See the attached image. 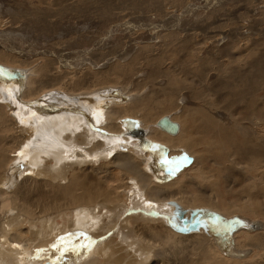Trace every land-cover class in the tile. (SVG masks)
<instances>
[{
	"label": "bare ground",
	"instance_id": "obj_1",
	"mask_svg": "<svg viewBox=\"0 0 264 264\" xmlns=\"http://www.w3.org/2000/svg\"><path fill=\"white\" fill-rule=\"evenodd\" d=\"M258 60L251 63L253 66L262 68V59ZM53 64L54 61L50 60L46 67L36 70L41 73L40 80L35 83L34 88L27 90H24V86L25 82H29L28 73L23 68L19 69L1 64L5 67L4 69L9 70L12 74L15 71H20L22 76L12 75L11 78L0 76V192L11 201L10 207L7 209L5 204L0 203V264H55L56 262L60 264H124L127 259H131L132 255L135 254L138 262L140 261L139 263L136 261L137 264H149L152 254L156 253L154 247L159 248L160 251L163 250V252L172 247L188 248V253L196 255V257L200 255L198 259L202 262L201 264L208 262L211 256H214L213 259L224 261L220 259L221 251L217 248L213 249L210 245L212 238H209L207 231L200 229L193 234L181 237L180 233H176L178 232L175 229L176 223L184 219L183 217L186 215L188 218L192 217L194 210L189 211L191 206L205 205V207L209 206L226 214L243 212L253 215L256 212V210L254 211L255 207L264 209L262 199L264 192H260L262 189L254 191L261 195H259L260 197L258 194L256 195L258 201L256 202L257 205L255 202L254 205L246 199V196L239 195L238 197L237 191L234 193L236 195L225 197L223 195L225 192L221 193L222 189L219 187L220 190L218 186L214 187V191L217 193L211 196L208 195L207 190L198 189L192 180L194 178L192 172H195L196 169L203 170L206 174L215 171L207 166L208 159H212V155L200 152L198 149L202 146L200 148H188L190 147V140L187 135L190 133L185 128L182 131V125L185 127L184 123L187 119L193 124L189 130L197 135L198 133L215 135V132L213 133L211 130L213 129L220 133V137L226 139V143L239 146L241 150L238 151L242 153V156H240L241 154L237 157L232 156L234 158L232 165L240 164L238 163L240 159L253 160L254 154L258 156L255 163L257 161L264 162V144L258 142L256 138L257 129L251 127L254 122L258 121L259 117L264 115L260 110L258 115L256 114L259 107L256 90L250 91V101L245 102L239 99L243 94L242 90L239 93L235 91L234 94L231 90L229 93H225V98L229 94L234 99L233 102L230 101V107L227 108L230 114L227 115L214 112V109L217 108L215 105H211L213 102L209 104L210 100L206 97L205 99L198 95V97H194L196 95H193L194 87L189 88L192 89L191 94L189 92L192 99L189 100V104L196 98L199 105H196L197 107H185L188 112L187 115L185 114L186 116L182 115L176 118L173 115L163 116L178 123L177 133H171L158 126V121L163 117L156 121L155 115L160 110L169 113L171 110L169 104L172 99L177 98L184 89H188V84L186 85L187 72L181 71L183 73L181 79L175 78V80L173 77L170 80V77L169 82H166L165 85L156 87V89L152 87L147 94L148 96L137 98L138 100L132 102L134 96L132 97L123 90L112 87V85L97 89L94 92H89L90 90L87 89V92L85 90L86 80L68 82L70 87L64 90L60 86L65 87L66 85H63L61 75L54 74ZM219 65L221 66V64ZM221 69L223 68L221 67ZM159 72L157 71V73ZM172 72L173 75L176 74V72ZM152 74L151 72V78L154 76ZM165 74L169 77V72ZM252 77L253 79L257 78L256 75L251 76V79ZM258 78L260 79V71ZM154 83L156 82L154 81ZM88 84L92 86L94 82L88 81ZM158 85L160 86V82ZM221 85L220 89L222 88ZM70 88L72 89L70 90ZM226 89L228 87L224 90ZM212 90L214 89L212 88ZM30 91L35 97L26 99L25 97ZM195 93H199V91L197 90ZM21 94L24 95L20 97ZM158 102L161 103L160 110L157 109V107L160 108V105L157 106ZM129 103H131L130 106ZM155 103H157V107H151ZM138 112H141L140 117L143 118L142 127L137 120L133 119V121H136L135 126L138 129H142L140 130L143 131L141 136L134 134L135 129L129 128L130 123L127 122L129 118L125 121L132 136L139 138L140 142L133 143L132 137L118 136L120 132L117 131L125 129L119 125L124 121L122 118L136 117ZM240 113L242 115L251 113L247 115L251 121L254 120L250 125L251 129H242L243 121L241 122ZM197 116H201L198 122ZM119 119L122 120L119 121ZM179 120H182L183 123L181 124ZM10 129H15L20 138L18 147L16 148V142L15 149L13 147L12 151L8 147V136L6 134L4 137L1 136L3 132ZM249 131H251L250 135H244ZM144 134L148 135L145 137ZM192 135L194 136V134ZM143 138L149 139L151 144L145 146L142 143ZM208 140L211 141V139L206 138L196 140V143L204 146ZM219 141L222 143L221 139ZM197 144L196 146H198ZM165 146L169 147L168 152L172 156L183 152L184 148L182 147L190 149V153L196 155V163L193 168L189 169L191 171H186L182 173L180 178L169 182L161 181L162 172L158 169L157 162L163 154H166L168 148ZM143 147L146 148L145 151H143ZM229 155L231 154H228L227 157H230ZM221 157L223 158V156ZM227 157L225 158L228 159ZM164 159L167 160V157ZM166 160L161 162L169 164ZM247 161L249 162V160ZM160 168L166 169L168 167L161 166ZM254 168L253 164L249 169ZM259 169L257 170L259 171ZM233 170H230L229 166L224 168V176L221 173L223 178H220L223 180L228 176L231 177V174L234 173ZM26 171L30 175L26 178L34 181L37 186L34 191L36 197H33L34 192L32 190L23 188L22 183L25 182L19 183L26 175L24 174ZM113 172H119L120 176L127 181L119 182L118 180V183L115 184L117 179ZM252 178L255 177L249 175L245 180L251 182L247 180H253ZM50 190L53 192L49 193ZM144 191L145 193H143ZM251 191H248L249 196L253 193ZM249 196L247 198H251ZM46 197L48 200L43 210L33 207V201L44 200ZM120 207H122L121 211ZM115 211L118 216H126L119 218L118 224L113 220ZM36 213L40 216L44 215L42 218L36 219ZM259 224L257 227L262 228L264 220L261 225ZM95 227H104L108 233L114 231V235L110 239H106L105 243L102 242V245L97 242L90 245L86 242L84 245L88 248H86L84 255V249H81L75 253V258L73 254L69 256L72 250L69 252L68 249L73 247L74 251V246L81 240L79 235L86 234L85 236L90 237L93 233L89 230H93ZM223 227L222 223H218L217 228L222 229ZM242 236H244L243 233ZM90 238L92 239V237ZM245 238L246 245L249 247L264 248V233L259 234V231L249 233ZM185 242H189L188 245L191 247L186 246ZM166 245L169 248L166 249ZM225 248L227 249V247ZM210 249L214 250V254L211 253ZM241 253L239 258L242 256Z\"/></svg>",
	"mask_w": 264,
	"mask_h": 264
},
{
	"label": "rangeland",
	"instance_id": "obj_2",
	"mask_svg": "<svg viewBox=\"0 0 264 264\" xmlns=\"http://www.w3.org/2000/svg\"><path fill=\"white\" fill-rule=\"evenodd\" d=\"M263 56L264 0H0V63L19 69L23 68L28 73L27 79H29L28 81L30 83L25 82L24 90L28 88L32 89V87L34 88L35 83L40 80L41 74L36 70L46 67L50 60L54 61V74L61 75L60 77L63 81V85L67 86V88H65L66 86H60L62 89L64 88V90H67L68 87H70L68 82L86 80L85 90L87 92L88 90H90L89 92H94L97 89L112 85V87L118 88L121 91L123 90V92L130 94V96H134L132 102L138 100L137 98L148 96L147 94L152 87L156 89V87L165 85L166 82H169L170 77V80L173 77L174 79H181L183 76L181 71L187 72L188 80L186 85L188 84V89H184L180 92L178 97L176 96L177 98L172 99L169 104L171 106L169 113L160 110V102H158L159 104H153L154 106L151 105V107H155L156 104L157 106L160 105V108L156 106L157 109L160 110V112H157L155 115L156 121L158 118L160 119L165 115H173L175 118L182 115L186 116L188 112L185 107H197L196 105L199 104H197L198 99L196 98L193 99V102L190 101L189 104V100H192L190 96L192 89L190 90L189 88L193 87V95L196 94L194 97L197 95L204 99L206 97V99L210 100L209 104L213 102L211 105H215L216 108L219 109V111L214 109V112H221L227 115L230 114L227 109L230 107V101L233 102L234 100L229 94L225 98L230 90L233 94L235 91L239 93V91L242 90V98L240 97L239 99L244 102L250 101V91L256 90L259 106L256 105V108L258 107L256 114L258 115L259 110L264 113ZM258 59L263 60H261L263 65L262 68L253 66L251 63H254L256 60L259 61ZM219 64H221V66ZM221 67L223 69H221ZM157 71L160 72L157 73ZM172 71L176 72L177 76L176 74L173 75L174 73ZM259 71L260 79L258 78ZM151 72L153 73L152 75H154L153 78L150 76ZM166 72H169V77L165 74ZM253 75H256L257 78L253 79L252 77L251 79ZM200 77L202 80L205 78L203 82ZM216 80L220 82V85L222 83L221 89L219 88V82H216ZM233 80L235 82H232ZM88 81H93L94 85L89 86ZM154 81L156 83H154ZM158 82H160V86ZM203 84L206 87H204ZM225 86L228 87V89L224 90L226 88ZM212 88L214 90H212ZM71 89L72 88H70V90ZM196 89L199 93H195V91L197 92ZM210 91L211 93H209ZM23 95L24 94H21L20 97ZM32 96L30 91L28 95L24 97L27 99ZM128 105L130 106L131 103ZM140 113L141 112H138L136 117L127 116L122 118L124 120L122 121L123 123H119V121L122 120L119 119V125L121 127L123 126L125 129L117 131L120 132L118 136L121 135L124 138L130 136L134 139L133 143L139 141V138L132 136L131 132L127 129L125 121L128 118H133L137 120L140 123V127H142L143 118L140 117ZM250 114H239V116H242V129H251L250 125L254 120L251 121V118L247 117V115ZM197 118L196 120L198 122L201 116H197ZM179 121L181 124L183 123L182 120ZM184 125L185 127L182 125V131L185 128L190 133V135H187L190 140V147L188 148H200V146H202V148L197 149L204 154L206 153V155H212V159H208L207 166L215 171L206 174L205 171L196 169L195 172H192V176L194 177L192 180L196 183L197 188L207 190L209 193L208 195L211 196L217 193L214 191V187L218 186V188L220 187L222 189L219 188L222 191L221 193L225 192V194H223L225 197L236 194L238 197L242 195L244 197L246 196L248 201L250 200L253 204L255 202L257 205L256 202L258 199L256 195L258 193L254 191L262 189L260 192H264V162L257 161L255 163L258 156L254 154V161L252 159V161L247 159L249 162L251 161L249 163L246 159H240L239 161L237 160L240 164L232 165V162L234 163V158H232V156L237 157L240 154V156H242V153L239 152L241 150L239 146L226 143V139L220 137V133L213 129L211 130L213 133L215 132V135H208L206 133H198L197 135L189 130L193 127V124L187 119ZM253 125H251L252 129H257L255 135L258 142L264 144V115L261 118L259 117L258 121L254 122ZM250 132L251 131L244 135H250ZM10 133L11 135H9ZM4 134L8 136V147L10 151L13 150V147L15 149L16 144L17 148L20 143V138L18 137L19 135L17 136L16 130H7L3 132L1 136L4 137ZM192 134H194V136ZM147 135L144 134L145 137ZM206 138L211 139V141H206L204 146L203 144L198 145L196 143V140ZM219 138L222 140V143L219 141ZM196 144L198 146H196ZM207 146L208 148H206ZM165 147L168 148L166 154H163L164 156L162 155V158L160 157V159L158 158L159 160H157L158 169L161 170L160 172H162L161 174L163 175H160L161 181L169 182L176 178H180L182 173L191 171L189 169L193 168V165L196 163V155L191 154L190 149L181 146L184 148V151L172 156L168 152L170 150L169 147ZM227 148L228 150H225ZM143 149V151L146 150L144 147ZM228 154H231L229 155L230 157H227ZM221 156H223V158ZM165 157H167V160L164 159ZM164 160L174 167L175 171L173 168L171 170L169 168H160L159 162ZM224 161L229 162L227 163ZM220 162L222 163L220 164ZM252 163L255 168L249 169L251 165H253ZM228 166L230 170L234 169V173L231 174V177L228 176L222 180L220 177L223 178L224 168ZM257 169H259V171ZM258 172L262 174L260 175ZM118 173L119 172H113V175L117 179V182H114L115 184L118 183V180L119 182L127 181ZM24 174L26 175H24L19 183L25 182L22 183L24 186L23 188L34 192L35 187H37L35 182L26 178L30 176L27 171L24 172ZM249 175L255 178H252L253 180H247L251 182H246L245 179L248 178ZM231 182L232 184H230ZM226 185H228V187H225ZM249 190L253 191L250 195L251 198H247L249 196ZM145 191L143 193H145ZM51 192L53 191L50 190L49 193ZM262 194V199L264 201V193ZM259 195L260 194H258V196ZM36 196L34 192L33 197ZM47 197L44 200L33 201V207L38 210H43L44 206L47 204ZM0 203L5 204L7 209L10 207L11 201L0 192ZM202 206L190 207L191 210L189 211L192 212V210H194L192 212V217L188 218L186 215V217H183L184 219L179 221L180 223H176L177 226L175 229L178 231L176 233H180L181 237H183L187 234H193L200 229L207 231L203 224L200 223L195 225L192 221L194 214L198 213L201 209L218 212L229 220L239 218L245 220L250 225L248 228L236 226V228L232 230L231 237L233 238V243L229 244L228 249H224L227 243H224L221 237L216 236L213 232L207 231L209 238H212L210 245L213 249L217 248L221 251L220 259L224 261L213 259L214 256H211L209 261L205 264H264V248L256 249L251 246L255 252L254 254L253 251L251 252V247L246 245L245 242V237L248 236L249 233H256L258 231L259 234L264 233V229H262L264 228L263 225L262 228L257 227L258 224L260 223L259 225H261L264 220L263 208L261 210V208L258 209V207H255L254 211L256 210V212L250 215L249 213L244 214L243 212L226 214L221 210L213 209L209 206L205 207V205ZM121 208L122 207H120V211L122 210ZM35 215L37 216L36 219H39L42 218L44 214L40 216L36 213ZM198 215H200V213H198ZM113 216V220L117 224L119 223V218L126 217L125 215L118 216L116 211ZM206 220L208 219H204V221ZM186 221L190 223L188 224ZM89 231L93 233V235L90 236L92 239L85 236L86 234H80L79 238H81V240L74 246L75 252L72 249L73 247L68 249L69 252L72 250L69 256L73 254L75 258V253H78L81 249H84V255L86 248H88L84 245L86 242L90 245L96 242L102 245L114 235V231L108 233L105 231L104 227H95L93 230ZM242 233L244 236H242ZM185 243L186 246L190 244L189 242ZM190 247L191 246H189V248ZM165 248L167 249L169 247L166 245ZM187 249L172 247L163 252V250L160 251L159 248L154 247L156 253L152 254V259L149 264H201L202 262L198 259L200 255L196 257V255L194 256L188 253L189 249L188 251ZM213 249H210L212 254H214ZM159 251L160 253H158ZM240 253L242 255L241 258H239ZM230 257L233 258L231 259ZM137 259L136 254L132 255L131 259H127L124 264H137L140 262H138Z\"/></svg>",
	"mask_w": 264,
	"mask_h": 264
},
{
	"label": "water",
	"instance_id": "obj_3",
	"mask_svg": "<svg viewBox=\"0 0 264 264\" xmlns=\"http://www.w3.org/2000/svg\"><path fill=\"white\" fill-rule=\"evenodd\" d=\"M5 67L3 65L0 64V76L1 77H5V78H11L12 75L21 77L22 74L20 73V71H15V73H11L9 70L4 69ZM127 122H129V128L130 129H135L134 134L137 135H142L143 131L141 128H137L135 126L136 121H133V119H128ZM158 126H160L161 128L167 130L168 132L171 133H177L178 131V123L177 122H173L171 121L168 117H163L158 121ZM144 139V138H143ZM142 143L145 146H149L151 143L149 140H142ZM159 165L164 166V167H168L170 170L173 168V170L175 171V168L170 166L167 163H163V162H159ZM198 213H200V215H198ZM198 213L194 214V217L192 218L193 223H195V225L197 224H203L204 227L207 229L208 232H213L215 235L217 236H221V238L226 241L227 243V249L229 247V244L233 243V238L231 237V232L232 230H234V228H236V226L240 227L241 225H244V222H241L239 220H234V219H226L223 216H221L220 214H218L217 212L208 210V209H201L198 211ZM204 219H208L206 221H204ZM186 223H190L189 221H186ZM218 223H222L223 224V228L219 229L217 228ZM191 225V224H190ZM246 225V224H245ZM223 242V241H222ZM224 247V249H226Z\"/></svg>",
	"mask_w": 264,
	"mask_h": 264
}]
</instances>
